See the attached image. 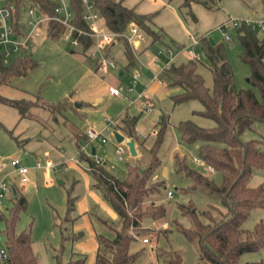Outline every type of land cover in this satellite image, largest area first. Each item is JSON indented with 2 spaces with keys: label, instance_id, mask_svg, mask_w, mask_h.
Returning a JSON list of instances; mask_svg holds the SVG:
<instances>
[{
  "label": "rangeland",
  "instance_id": "374dc122",
  "mask_svg": "<svg viewBox=\"0 0 264 264\" xmlns=\"http://www.w3.org/2000/svg\"><path fill=\"white\" fill-rule=\"evenodd\" d=\"M220 1L218 0L214 9L192 3L191 13H187L186 9L179 7L181 0H163L159 5L153 4L152 0H123L124 4L138 12L152 13L150 26L161 37L153 39L142 32L143 39L137 48L142 64L152 67L151 58L156 57L159 64L157 68L168 66L171 61L187 60L189 52H194L201 59L198 69L205 83L211 87L209 60L200 43L191 45L193 38L206 31L207 38L222 45L232 69L235 88L251 87L247 80L250 75L249 66L240 57L242 49L236 26L241 20H261L264 25V3L262 0ZM26 5L28 4L25 7ZM24 8L22 13L26 16ZM125 31L128 33L129 29ZM263 35L264 29L257 28V36ZM123 45L124 41L119 39L112 49L119 67L109 68L102 74L96 70L95 60L89 56L90 50L83 51L80 46L72 47L68 40L48 34L47 24H44L40 35L30 42V47L26 50L37 65L24 75L12 77L10 83L0 84V95L8 98L31 99L49 104L66 101L65 108L60 111L52 112L47 107L36 105L31 108L29 117L22 118L16 108L0 102V178L3 177L10 186L0 209L6 214L11 207L14 198L12 188L18 195H25L26 209L19 212L15 229L16 232L30 230L32 247L39 264H57L56 258L65 261V264H73L67 262L69 243L63 238V221L67 215V191L75 183V171L68 163L65 167L56 166L55 169L35 168L36 161L45 163L47 159L53 162L65 160L86 168L85 161L78 159L76 146L69 136L75 128L86 132L89 128L99 131L105 126L102 131L105 141L93 140L84 152L90 155L91 146L95 147L97 156L102 158V162L105 161L106 168L123 179L127 173L128 162L124 159L126 153L124 150L123 157L120 158L115 152L117 144L112 131L113 121L124 110L137 116L134 129L145 143L140 146L142 156L137 162L142 168L148 157L147 149L155 138L153 134L158 128L157 121L162 115L168 120L158 151L160 161L149 179L162 181L163 184L146 199V203H163L165 215L158 220L149 215L144 217L142 225L147 232L139 233L130 242L129 251L136 254L130 264H164V258L173 250H178L181 254L183 264H198L196 242L187 240L180 230V225L190 228L192 223L190 216L183 213V205H194L198 211H203L209 203L215 201V196L201 187L191 188L192 181L183 173L177 172L175 156L184 157L189 166L207 173L215 182H220L221 176L219 173H209L211 170L207 171L194 162V158L198 156L197 147L193 143L181 141L177 124L181 120L191 119L200 125L210 126L214 121L194 113V110L203 108L197 99L173 104L170 93L179 89L169 85L162 75L159 79H164L165 90L159 84V88L152 91L154 97L151 95L156 105L150 110L139 112L138 107L131 104L129 99L146 89L149 71L144 65L138 66L137 62L133 67L123 70L126 61ZM22 53L12 54L7 61L23 55ZM119 70L124 73L119 75ZM135 70L138 72L137 79L131 76ZM111 84L120 85L123 93L111 94L108 90ZM167 90L170 92H166ZM253 90L258 95L257 89ZM154 124L152 134L150 131ZM242 138L261 139L260 147L264 150V123H253ZM13 158H18L22 165L29 167L26 182H20L19 174L12 172L10 160ZM47 178L52 180L51 184L46 183ZM260 183H264V167L254 168L247 182L249 186ZM167 190H171V197L167 195ZM214 203L218 204L216 201ZM258 221L264 222V207L255 204L241 227L251 233ZM2 229L3 223L0 221L1 245L4 242ZM132 232L135 235V231ZM144 237L148 238V242L142 241ZM257 260L264 261V249L244 252L239 256L238 262L242 264Z\"/></svg>",
  "mask_w": 264,
  "mask_h": 264
},
{
  "label": "trees",
  "instance_id": "16d2710c",
  "mask_svg": "<svg viewBox=\"0 0 264 264\" xmlns=\"http://www.w3.org/2000/svg\"><path fill=\"white\" fill-rule=\"evenodd\" d=\"M14 3V24L19 23L23 16L26 3L34 4L46 15L54 14L55 4L51 0H11ZM100 14L106 27L115 32H121L134 23L153 39H160V34L150 26L152 13H142L127 6L123 0H90ZM218 0H181L180 8L191 13V4L199 3L208 9L217 7ZM264 3V0H262ZM77 27L87 29L83 20V5L81 0H69ZM192 15V14H191ZM193 19L195 18L192 15ZM47 33L59 36L64 27L50 20ZM256 23L241 20L237 23L236 32L241 45V59L248 64L250 75L248 82L251 87L236 89L231 66L222 45L211 44L206 36H201L199 42L209 60V71L212 84L209 87L198 69L201 59L189 58L181 62L170 63L163 69L162 76L171 86L179 88L170 96L173 104L197 99L203 108L194 113L214 121L213 125H200L191 119L178 122L177 129L180 139L193 143L197 147L198 158L205 167L212 168L209 173H219L220 182H215L210 175L189 166L185 158L175 156L176 170L188 177L191 188L201 187L215 196L216 203H209L203 211H198L194 205L184 204L183 213L192 219L191 227L180 225V230L189 241L197 244L198 264H239V256L244 252L264 249V222L254 224L251 233L242 229V223L255 204L264 207V183L256 186L247 184L252 171L256 167H264V150L260 147L261 139H243V133L251 129L253 123H264V35L257 36ZM82 50L91 46V38L79 37ZM128 48V47H127ZM128 57L134 62L128 49ZM37 62L31 55H20L10 61H3L0 56V84L10 83L14 76L26 74L34 68ZM253 88H256L258 95ZM0 102L17 109L20 117H29L31 108L40 105L50 111H60L65 108L66 101L49 104L31 99H12L0 95ZM137 116L120 117L115 127L130 136L137 138L134 125ZM153 143L147 149L148 157L144 171H140L137 163L127 164V173L123 179L111 173L104 164L97 163L85 152L78 153L79 160L86 163V168L93 177V186L98 188L103 197L113 207L118 215V221L99 218L111 233V237L97 235V250L93 264H130L136 254L129 251V245L139 233H146L142 225L145 216L158 220L165 215L163 203H146L162 181H149L153 171L158 166L160 158L159 147L164 130L168 124L167 117L159 119ZM142 144V143H141ZM80 148V146L78 145ZM71 188L67 191V215L73 207L74 196ZM11 207L5 214L0 209V221L3 223V245L7 257L0 259V264H39L32 247L29 229L16 232V222L19 212L26 209L25 195L13 193ZM132 231H135V235ZM65 239V237H63ZM58 256V254L56 255ZM57 264H63L59 258ZM164 264H183L178 250H173L164 258ZM242 264H264L263 260L245 261Z\"/></svg>",
  "mask_w": 264,
  "mask_h": 264
},
{
  "label": "built area",
  "instance_id": "2783aa9c",
  "mask_svg": "<svg viewBox=\"0 0 264 264\" xmlns=\"http://www.w3.org/2000/svg\"><path fill=\"white\" fill-rule=\"evenodd\" d=\"M54 6V14L46 15L40 11L34 4L27 3L24 8V13L19 23L14 24V3L11 0H0V56L3 61H7L12 54L18 52H24L30 47V42L40 35L41 27L44 24L48 25L50 20H54L64 27L60 36L63 39L69 41L72 47L81 46L79 37L85 36L91 38V46L89 56L97 61V68L100 71H107L109 68H116L117 62L108 56L109 47L118 39L125 38L128 42L132 54L137 62L142 66V62L139 59V54L137 48L143 39V33L141 29L134 23L129 25V32L126 31L115 32L109 30L106 25L102 22L99 12L95 8L94 4L90 0H81L83 5V20L87 23V29H82L77 27L74 23V14L69 5V0H51ZM23 12V11H22ZM260 28L264 27L261 24L257 25ZM225 37H228L225 34ZM190 58L199 59L200 56L197 53L190 52ZM157 58L154 57V61ZM152 78H156L158 72H151ZM134 79L138 78L137 71L132 74ZM109 90L114 95H120L123 92L121 86H110ZM136 99L140 101V106L144 110H149L151 108V99L143 91V89L136 94ZM113 121V125L115 124ZM89 141L99 139L102 142L105 138L102 132L89 128L86 131ZM124 145L117 143L116 152L123 155ZM94 160L97 163H102V158L94 155ZM194 162L205 167L203 161L200 158H194ZM10 164L13 166L12 172L19 174L20 182H26L28 180L27 173L29 172V167L22 165L18 158H13L10 160ZM54 164L50 160L45 163L40 160L36 161L35 168H52ZM209 170H212L210 166H207ZM47 184H51L52 180L47 179ZM10 190V186L6 183L5 179L0 180V206L2 199L5 194ZM167 195L172 196L171 190H167ZM165 225V224H164ZM143 242H148V238H142ZM7 257V251L4 245L0 244V259H5Z\"/></svg>",
  "mask_w": 264,
  "mask_h": 264
},
{
  "label": "crops",
  "instance_id": "0c3cea01",
  "mask_svg": "<svg viewBox=\"0 0 264 264\" xmlns=\"http://www.w3.org/2000/svg\"><path fill=\"white\" fill-rule=\"evenodd\" d=\"M162 2H163V0H152V3L156 4V5H159ZM247 21L252 22V23H256V25H258V24L262 25L263 24L261 20H259V21L247 20ZM213 23H215V22H213ZM262 26H264V25H262ZM127 28L129 29V26ZM258 28H260V27H258ZM261 29H263V28H261ZM47 30H48V28H47ZM201 36H206V31L202 35H200L199 37L193 38L191 45H193L196 42L201 43V42H199V38ZM120 39H122L124 41L123 54L126 57L125 58L126 59L125 65L123 67V70H124V68L128 69L130 67H133L136 64L137 60L134 58V55L132 54L131 48H130L128 42L126 41V39L125 38H120ZM208 39L210 40V38H208ZM116 41L109 47V51L107 53L108 56L110 58L114 59L115 61H116V59L112 55V49L116 46ZM214 43L215 42H213V44ZM128 49L130 50V52L132 54L134 62H131V60L128 57ZM88 50H90V49H88ZM22 54L27 55L26 51H24ZM138 54H139V52H138ZM189 58H190V52H189L188 59ZM153 59H154V57L151 58V62L153 63L154 67L153 66L151 67L150 65L145 66L143 64L144 67H146V69L149 71V76H150L149 80L147 81V85H146L147 91H146V89H143V91L145 90L144 92L150 97L152 108L156 105L155 99H153L154 95H152V93H153L152 91L158 89L159 84L162 85V90H165L164 79H162V78L159 79V76L162 75L163 69L166 67V66H163V67L157 68L159 65L158 60L156 59L154 61ZM116 62H117L116 68H118L120 64L118 63V61H116ZM173 62L174 61H171V63H173ZM95 64H96V70L97 71H99L102 74H104L106 72V71H100L97 68V61L96 60H95ZM138 66L141 67V65L139 63H138ZM123 70H119V72H118L119 75H122L124 73ZM135 71H137V70H135ZM133 72H132V74H133ZM151 72H156V73L158 72L157 77L152 78ZM132 74H131V76H132ZM110 86H120V85L111 84V85H109V87ZM109 87H108V90H109ZM109 92H110V90H109ZM166 92H170V91L167 90ZM177 92H175V93H177ZM172 94H174V93H170V96ZM129 102L133 105H136L138 107L137 110L139 112L146 111V110L141 108L140 101L138 99H136V95L133 96V98L129 99ZM132 116H135V115L129 113L127 110H124L123 112H121L119 114L118 119H116L115 121L118 122L120 117H132ZM154 128H155V124L153 125V128L151 129L150 133H152V131L155 130ZM104 129H105V126L100 131L102 132ZM115 131H117L119 134H121L124 137L123 141H121V142H118L115 139V137H114V139L116 141V144L121 143L124 145L123 147H124V150L126 153V157L124 158L125 161L128 162V164L137 163L139 160V157L142 156L141 151H140V146L141 145L144 146V144H145L144 140L143 139L140 140V136L137 133H136L137 138H134V137L130 136L129 134L125 133L123 130L116 128L114 125V130L112 131L113 136H114ZM153 135L155 136V134H153ZM130 138L134 139V145H135V149H136V155H134V156L131 155L129 148L126 144V142ZM69 139H70V141H73V143L75 144L76 149H77V151H76L77 153H79L80 151L84 152L86 150V148L89 146V144L92 143V141H89L86 132H81L79 129H76V128L72 130L71 135L69 136ZM78 145L80 146V148L78 147ZM115 152H116V150H115ZM117 154L120 158L123 157L119 153H117ZM91 155L92 156L97 155L96 154V148L93 146H91V154L89 156H91ZM92 158L94 159V157H92ZM195 158H197V157H195ZM48 160H50V159H47L46 161H48ZM51 162H52V164H54L52 169H55L56 166L65 167V164L68 163V166H70L71 169H74V171H75V177H74L75 183L73 186H71V189H72L71 195L74 196L73 207H72L71 211L69 212V218L70 219L63 221V225H64L63 228L65 231V234L63 235L65 237L64 241L66 243H69V246H68L69 254H68V261L67 262L73 263V264H93L94 260H95L97 245H98L97 235L102 234V235H106V236L111 237V233L107 230L105 225L102 224V222L99 220V218H104V219H108V220L113 221V222H117L118 221V215H117L116 211L113 209V207L103 197L101 191L92 185L94 182V179L90 175V173L88 172L87 168H82L78 164H75V163L69 162V161H65V160H59L57 162L51 161ZM102 164L105 165V161H103ZM48 169H50V168H48ZM1 179H3V177L0 178V180ZM47 179H49V178H47ZM12 191H13V193H16V190L14 188H12ZM63 247L65 248V244H63ZM61 262L63 264L66 263L65 261H61Z\"/></svg>",
  "mask_w": 264,
  "mask_h": 264
},
{
  "label": "water",
  "instance_id": "95a60500",
  "mask_svg": "<svg viewBox=\"0 0 264 264\" xmlns=\"http://www.w3.org/2000/svg\"><path fill=\"white\" fill-rule=\"evenodd\" d=\"M210 42L211 44H213V40L210 38ZM248 80V78H247ZM114 137L115 139L118 141V142H121L123 141L124 137L119 134L117 131L114 132ZM128 148H129V151L131 153V155H136V149H135V145H134V139L133 138H130L127 142H126ZM140 171L143 172L144 171V168H140Z\"/></svg>",
  "mask_w": 264,
  "mask_h": 264
}]
</instances>
